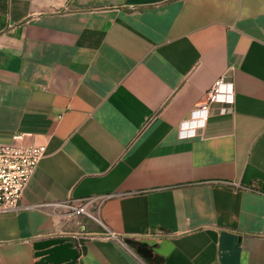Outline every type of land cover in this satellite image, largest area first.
Here are the masks:
<instances>
[{
  "label": "crops",
  "instance_id": "1",
  "mask_svg": "<svg viewBox=\"0 0 264 264\" xmlns=\"http://www.w3.org/2000/svg\"><path fill=\"white\" fill-rule=\"evenodd\" d=\"M20 134L46 151L0 264L52 236L75 264H264V0H0V143Z\"/></svg>",
  "mask_w": 264,
  "mask_h": 264
},
{
  "label": "built area",
  "instance_id": "2",
  "mask_svg": "<svg viewBox=\"0 0 264 264\" xmlns=\"http://www.w3.org/2000/svg\"><path fill=\"white\" fill-rule=\"evenodd\" d=\"M221 91L220 81L210 88L203 108H208ZM23 134L17 135L16 143H0V212L20 207V200L26 185L43 158L46 146L21 142ZM90 198L78 203L57 202L60 207L67 206L70 214L88 213L87 204ZM80 249L82 244L77 245Z\"/></svg>",
  "mask_w": 264,
  "mask_h": 264
},
{
  "label": "water",
  "instance_id": "3",
  "mask_svg": "<svg viewBox=\"0 0 264 264\" xmlns=\"http://www.w3.org/2000/svg\"><path fill=\"white\" fill-rule=\"evenodd\" d=\"M38 264H75L81 249L69 236H52L35 240L33 243ZM137 251L146 258H152L154 252L146 245H138Z\"/></svg>",
  "mask_w": 264,
  "mask_h": 264
},
{
  "label": "trees",
  "instance_id": "4",
  "mask_svg": "<svg viewBox=\"0 0 264 264\" xmlns=\"http://www.w3.org/2000/svg\"><path fill=\"white\" fill-rule=\"evenodd\" d=\"M82 248H83V250H84V246H83V245H82ZM82 248H81V249H82Z\"/></svg>",
  "mask_w": 264,
  "mask_h": 264
}]
</instances>
